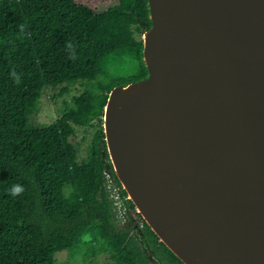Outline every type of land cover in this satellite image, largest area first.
Segmentation results:
<instances>
[{"label": "water", "instance_id": "95a60500", "mask_svg": "<svg viewBox=\"0 0 264 264\" xmlns=\"http://www.w3.org/2000/svg\"><path fill=\"white\" fill-rule=\"evenodd\" d=\"M148 4V74L104 108L114 172L184 264H264V0Z\"/></svg>", "mask_w": 264, "mask_h": 264}, {"label": "trees", "instance_id": "16d2710c", "mask_svg": "<svg viewBox=\"0 0 264 264\" xmlns=\"http://www.w3.org/2000/svg\"><path fill=\"white\" fill-rule=\"evenodd\" d=\"M150 26L148 0H0V261L55 264L57 252L83 249L84 260L108 253L114 264H153L151 249L158 264H184L145 220L140 233L121 226L111 196L116 188L135 208L110 162L103 116L113 87L147 76L138 35ZM69 40L75 60L64 47ZM13 69L22 74L19 86ZM76 83L84 89L60 117L31 124L45 86ZM94 120L91 152L78 162L70 139ZM16 183L24 192L12 196Z\"/></svg>", "mask_w": 264, "mask_h": 264}, {"label": "rangeland", "instance_id": "374dc122", "mask_svg": "<svg viewBox=\"0 0 264 264\" xmlns=\"http://www.w3.org/2000/svg\"><path fill=\"white\" fill-rule=\"evenodd\" d=\"M88 2L97 4H113L116 0H87ZM144 34L138 35V39L143 40ZM131 72V73H130ZM130 69L124 70L121 75L132 74ZM66 87L68 90L65 93H61V89ZM84 87L80 83L68 85L62 84L55 88L45 86L41 91V96L38 102V112L30 115V122L33 125H39L43 123H51L61 116L63 110L69 106L72 97L80 94ZM104 125V122H103ZM99 128L98 121L94 120L91 124L84 127H76L75 134L71 137V142L76 148L77 161L81 162L85 160L91 152V145L96 131ZM103 146V145H102ZM106 146V143H105ZM110 184V183H109ZM112 197L118 207L117 217L120 220L121 226H130L134 231L140 233L143 229V216L138 209L129 208L119 198V194L116 188L113 189ZM129 199V196L127 195ZM144 240H141L143 242ZM149 260L153 264H158L156 257L153 255L151 249L145 250ZM55 264H114V260L108 253H102L97 256L90 257L88 260L83 258V249L81 252L71 254L68 250H63L55 254ZM5 260L0 261V264H5Z\"/></svg>", "mask_w": 264, "mask_h": 264}, {"label": "clouds", "instance_id": "9594fccd", "mask_svg": "<svg viewBox=\"0 0 264 264\" xmlns=\"http://www.w3.org/2000/svg\"><path fill=\"white\" fill-rule=\"evenodd\" d=\"M25 28H26V25L25 24H20L19 25V29H20V33L21 35L24 34L25 32ZM28 36H31V33H27ZM66 49L69 50V56H68V59H71V60H75L77 58V54H76V50L72 44V42L69 40L66 42L65 46H64ZM37 64L41 63V61L37 60L36 61ZM21 76L22 74L20 73H17L15 71V69H13L10 73H9V77L13 80V82L15 84H17L18 86L22 83V79H21ZM9 194L12 195V196H18V195H21L23 192H24V187L19 184V183H16V184H13L11 186V188L8 190Z\"/></svg>", "mask_w": 264, "mask_h": 264}]
</instances>
